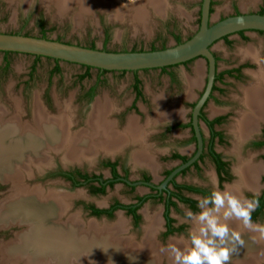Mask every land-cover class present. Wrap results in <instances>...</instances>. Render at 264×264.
I'll return each mask as SVG.
<instances>
[{
  "label": "rangeland",
  "instance_id": "rangeland-1",
  "mask_svg": "<svg viewBox=\"0 0 264 264\" xmlns=\"http://www.w3.org/2000/svg\"><path fill=\"white\" fill-rule=\"evenodd\" d=\"M143 2L144 0H106L105 8L100 12L83 13L76 10H60L53 0H0V32L40 37L37 22L41 18L45 21L47 39L110 52H131L171 47L176 43L174 36L185 41L197 31L200 0H161L158 2L160 7L154 6L153 0L147 1L145 5ZM263 3L264 0H213L211 23L238 12H255ZM247 36L248 41H243L239 35H233L229 38L231 44L221 39L211 46V50L219 58V70H224L232 66L235 61L246 58L251 59L255 68L245 70V74L252 75V72H258L260 66L264 68V34L248 32ZM5 58L9 62L6 74L2 71ZM32 66L34 71L30 76ZM54 66V61L46 57H40L36 61L33 55L11 53L6 57L0 52V107L10 116L15 113L20 114L22 121L30 124L34 121L37 107L53 120H58L60 114L65 115L64 118L71 123V133L74 134L87 127L93 104L98 99L105 98L115 108L109 117L120 128L124 127L128 117L135 118L140 126L145 127L146 130L141 126L146 133L144 139L147 147L141 149L149 159L136 162L134 153L139 151L138 146L127 143L113 152L85 154L88 156H83L79 160L68 158L64 153L59 154L61 151L54 153L51 151L57 150H49L44 154L42 163L34 161L35 163L29 166L30 172L29 174L28 171L25 172L23 183L30 187L40 186L46 192L53 191L67 196L68 209L65 216H77L85 224L93 220L102 225H110L122 217L124 229L117 236H131L138 243L142 242L145 226L148 225L146 217L151 219L153 217L158 222L156 226L158 228H155L157 232L154 230L153 234L156 244L166 246L170 239L180 235L161 238L163 230L161 203L151 200L144 203L139 210L141 221L137 226H134L131 218L121 211H117L111 219H97L89 216L81 206V202H89L97 207H105L114 200L128 204L134 200L135 195L149 194L150 190L147 187L137 186L130 191L128 187L118 183L113 188L107 189L104 195L94 196L84 187L70 188L62 179H44L43 176L53 167H79L107 178L109 173L100 168L99 162L103 159L118 158L127 168L130 180L137 179L139 173L145 171L150 175L153 183L159 184L163 172L177 164L174 161H165L163 157L168 156L172 151L190 155L194 149L193 144H182L188 138V130H174L165 139H160L159 134L166 124L188 120L191 111L189 105L197 100L205 82L206 65L203 59L197 58L187 65H178L165 72L160 69L138 70L135 75L141 82L140 88L145 101H137V113L130 110L134 97L132 71L124 73L110 71L101 74L96 68H91L88 71L89 75L79 80L85 72V68L81 65L60 61L58 63L60 71L53 74ZM198 67L199 73L196 72ZM168 72L175 75L176 83L170 81ZM252 78L245 76L243 82L227 79L225 94L220 96L216 93L220 104L216 105L209 101L204 110L207 118L219 114L231 116L229 122L220 127L225 133L227 144L217 146L216 149L231 163L233 180L225 183L224 186L229 185L232 189H239V192L245 196L260 189L261 157L264 155V148L256 149L250 145V142L259 136L258 127L247 137L245 135L240 138L233 130V120L238 117L240 111L244 110L241 89L248 86L253 81ZM191 80H195L194 85H191L192 88L189 84ZM94 85L97 89L93 99L89 103L80 100V95ZM173 111H177L175 116L169 114ZM202 127L207 137L208 133L203 124ZM246 164L248 167L250 164L253 168L258 167L259 177L256 175L258 185L253 189L242 183L245 179L242 177V170L245 169L241 168H248ZM200 168L201 172L190 170L187 174L178 176L176 181L211 187L210 179H217L212 164L206 159L200 164ZM11 187L12 183L0 179V201L11 194ZM184 209L185 207L179 206L178 211L172 210L171 216L178 222L184 223ZM186 226L188 228L187 224ZM21 229V226L17 225H0V264L3 258L2 245L14 240L16 237L14 234ZM73 264L95 263L75 261ZM158 264H169V262L166 257H162Z\"/></svg>",
  "mask_w": 264,
  "mask_h": 264
},
{
  "label": "bare ground",
  "instance_id": "bare-ground-1",
  "mask_svg": "<svg viewBox=\"0 0 264 264\" xmlns=\"http://www.w3.org/2000/svg\"><path fill=\"white\" fill-rule=\"evenodd\" d=\"M160 1L153 0L154 6L160 7ZM199 70V67L196 68L197 73ZM252 76L254 81L241 89L244 110L233 122V130L239 138L247 137L264 122V68L260 66ZM194 83L195 80L190 81L191 88ZM113 110L115 108L105 98L98 99L92 106L87 127L73 134L65 115L60 114L58 120H53L37 107L34 121L30 124L23 122L20 114L10 116L0 107V179L12 183L11 194L0 201V225H19L23 228L14 240L2 245L1 264H73L75 261L158 264L162 257L168 259L160 252L161 246L154 239L158 222L153 217H146L148 225L145 226L142 242L138 243L131 236H117L124 229L122 217L110 225L93 220L85 224L77 216H65L67 196L23 183L29 166L44 159L46 151H61L66 157L79 160L85 154L113 152L129 142L142 143L145 130L137 120L129 118L126 127L121 130L109 117ZM147 158L144 150L140 149L135 161ZM249 167L241 168L245 169L242 170V177L245 178L242 183L253 189L258 185V167L253 168L251 164ZM232 226L237 227V224L233 222ZM252 235L247 231L243 233L246 244L232 255L230 264H258L264 259V242H253L250 239ZM168 262L171 264L169 259Z\"/></svg>",
  "mask_w": 264,
  "mask_h": 264
},
{
  "label": "flooded vegetation",
  "instance_id": "flooded-vegetation-1",
  "mask_svg": "<svg viewBox=\"0 0 264 264\" xmlns=\"http://www.w3.org/2000/svg\"><path fill=\"white\" fill-rule=\"evenodd\" d=\"M212 6H213V0H211ZM200 4H201V0H200ZM211 4H210V8H212ZM264 6V3L260 5L259 9L255 12L252 13H258L259 10ZM199 12H200V8H199ZM211 14V13H210ZM236 14H240V12L235 13ZM198 25H199V21H198ZM258 33L264 34V32H259L256 31ZM235 34H239V33H235ZM229 36V35H228ZM221 40V39H220ZM183 41V40H181ZM243 41H247V40H243ZM217 42V41H216ZM176 44V43H175ZM214 44V43H213ZM212 44V45H213ZM231 44V43H230ZM213 55L215 56V61H216V73H215V77H216V81H215V77H214V82H213V86L214 89H211L210 95L207 98L206 102L204 103L200 114L198 116V128H199V132L200 135L202 137V152L199 155V157L188 167H186L185 169H183L182 171L178 172L173 178L172 180H170L166 186L162 189H158V187L162 184V182L168 177V175L178 166H180L181 164L187 162L190 158L193 157V155L196 153L197 151V140L195 137V132L193 130L192 124H191V112H192V108L194 106V104L196 103V101L198 100V98L200 97V95L202 94V91L200 92L197 100L192 104L189 105V107H191V111H190V116L188 118V120L186 122L184 121H179V122H175L172 124H166L163 126L159 137L160 139H165L166 136H168L171 132H173L174 130H188L189 134H188V138L186 141H183L182 144L188 143V144H193L194 149L192 151V153L190 155H184L181 154L177 151H172L168 156L163 157V160L165 161H174L177 162V164L175 166H173L170 169H167L163 172V178L162 180L159 182V184H155L152 182V179L150 177V175L145 172V171H141L139 173V176L137 179L135 180H130L128 177V170L127 168L120 163V160L118 158L116 159H103L102 161L99 162V166L102 169H105L108 171L109 176L106 178L100 174H96V173H89L85 170H82L79 167H71V168H61V167H53L52 169L48 170L43 178L44 179H54V178H59L62 179L63 181L67 182L69 184L70 188L73 187H84L86 189V191L94 196H99V195H104L107 191V189H111L114 187L115 184H123L126 187H128L130 189V191H133L137 186H144L147 187L150 190L149 194H145V195H135L134 196V200L131 203L128 204H123L117 200L112 201L108 206L105 207H97L92 203L89 202H81V206L82 208L86 211V213L89 216H92L94 218L97 219H111L113 218V216L115 215V213L117 211H121L123 212L125 215L129 216L132 220V223L134 226H137L140 221H141V216L139 214V210L142 207V205L144 203H146L147 201H156L158 203L162 204V219H163V230L161 232V238L162 239H167L169 237H173V236H181L183 234L186 233V229L187 226L186 224L182 223V222H178L175 218H173L171 216V212L172 210L178 211V207L179 206H183L185 208H191L194 211H197V202H198V198L200 196L203 195H207L210 193L211 191V187H202V186H198V185H192V184H187V183H179L176 181V178L180 175H185L187 174L190 170H195L196 172H201V168H200V164L204 163L206 161V159L212 164L215 174H216V178L219 182V185L221 188L224 187L225 183H230L233 180V175L231 173V163L226 160L222 154H220L216 147L217 146H222V145H226V137H225V133L221 130V126H223L224 124H227L229 122V118L231 117L228 114H219L216 116H213L212 118H207L205 115V107L207 106V104L209 103V101H212L214 104H220L219 99L217 98V95H224L226 90L224 89L227 83V79H233L235 81L238 82H243L244 77L248 76L249 78H252L253 74L256 72H252L251 74H245V70H250V69H254L255 65L254 63L251 61L250 58H246V59H242V60H237L235 61L232 66L227 67L224 70H219L218 69V62H219V58L217 57V55L212 51ZM195 60V59H194ZM192 62V61H191ZM190 63V62H189ZM187 63V64H189ZM187 64H178V65H187ZM175 65V66H178ZM169 70V69H168ZM227 71H231L230 73H224ZM102 74V73H101ZM134 74V78H137L139 80V78ZM89 75V74H88ZM251 77H250V76ZM82 76V75H81ZM167 76L170 78V81L172 83H176L177 80L175 78V75L172 72H168ZM253 79V78H252ZM205 81H206V77H205ZM252 81V80H251ZM250 81V82H251ZM254 81V79H253ZM252 81V82H253ZM133 83H134V79H133ZM141 83V82H140ZM205 85V82H204ZM203 85V88H204ZM243 85V84H242ZM133 86V84H132ZM94 87L95 91L97 89V86H91L89 87L87 90H85L81 95H80V100L89 103L93 97L95 96V91L93 96L90 98L89 96V91ZM139 89H140V94L137 95V93L133 90L132 87V91L134 94L133 97V102L131 105V109L132 111L137 113V108H136V103L137 101H145V97L143 95V92L140 88V84H139ZM242 92V91H241ZM92 106V105H91ZM90 106V108H91ZM91 111V109H90ZM171 113V112H170ZM177 114V111H173L170 115L175 116ZM129 118V117H128ZM127 118V120H128ZM206 121L210 122L213 121L215 119H218L217 122L208 124ZM126 120V123H127ZM87 121V120H86ZM235 120H233L234 122ZM125 123V125H126ZM202 124L204 125V127L207 130V137L204 134L203 131V127ZM124 125V127H125ZM86 126V124H85ZM142 126V125H141ZM124 127L120 128L123 129ZM144 129L145 127L142 126ZM259 128V136L257 137V139H253L250 142V145L253 148L256 149H261L264 148V122L260 123V125L258 126ZM146 130V129H145ZM145 139H146V133H145ZM145 139L144 141H142V143H133V142H129L128 144H133L138 146V149L140 150L141 148L146 149L147 145L145 143ZM145 144V145H144ZM54 153H58V151H51ZM99 152H104V151H99ZM98 152V153H99ZM107 153V152H104ZM137 151L134 153V156L136 155ZM45 154V153H44ZM62 154L63 153H59ZM212 154L217 155L218 156V161L220 163H222V167L218 168L217 164L215 161H213L212 158ZM178 156L177 158H174L173 156ZM135 159V158H134ZM184 159V161L182 160ZM262 159V174H261V178H260V189L258 191H254V192H258L259 193V200H260V206L256 209V211L253 213V221L255 222H259V223H264V155L261 157ZM108 163H113L114 165V169H112L111 166L107 165ZM168 172V174H167ZM84 176V178L82 177ZM129 182V183H136L135 185H131V184H127L125 181ZM144 183H149L152 186H148L145 185ZM173 183L178 184V185H188L197 189H200L199 193H193V192H189V191H183V195L185 197H188L190 199H192L193 201H195V204L189 205V204H183L181 202L176 201L175 199H173L176 202V205L174 207H169V213L168 216L169 218L172 220L170 222V224H167L166 219L164 218V210H165V206H164V199L166 197V194L168 191H173L174 187H173ZM97 189V190H95ZM102 189V191H101ZM254 192H249L246 194L247 197L251 198ZM144 196H149V199H147L146 201H144L143 203H141L139 205L137 198L139 197H144ZM193 196H195L196 198H194ZM123 205V206H137L139 205V207L136 209V214L139 215V220L136 222L131 215L126 213L125 209H115L111 212V217H108L107 213L106 214H101V215H95L94 210H110V208L113 205ZM19 226V225H17ZM22 228V226H21ZM23 228L20 230L22 231ZM20 231L16 232L14 234V237L16 236L17 233H19ZM262 264L264 263V259H262V261H260ZM258 264H261V263Z\"/></svg>",
  "mask_w": 264,
  "mask_h": 264
},
{
  "label": "water",
  "instance_id": "water-1",
  "mask_svg": "<svg viewBox=\"0 0 264 264\" xmlns=\"http://www.w3.org/2000/svg\"><path fill=\"white\" fill-rule=\"evenodd\" d=\"M53 1L60 10H76L83 13L100 12L105 8L106 3V0ZM147 1L150 2L151 0H144V5ZM210 4L211 0H201L198 29L189 39L164 49L110 52L47 38L0 32V51L57 59L109 72L159 69L182 64L197 58L203 59L206 65V81L202 94L194 104L191 112V124L197 140V151L192 158L175 168L168 175L158 187V189H162L178 172L190 166L202 152V137L198 128V116L210 95L216 73L215 56L211 50L212 44L227 35L240 31L264 32V15L258 13H240L211 23ZM125 182L131 185L136 184ZM144 184L152 186L149 183Z\"/></svg>",
  "mask_w": 264,
  "mask_h": 264
},
{
  "label": "clouds",
  "instance_id": "clouds-1",
  "mask_svg": "<svg viewBox=\"0 0 264 264\" xmlns=\"http://www.w3.org/2000/svg\"><path fill=\"white\" fill-rule=\"evenodd\" d=\"M210 184V193L198 198L197 211L184 209L186 234L160 248L171 264H230L232 255L246 244L245 231L253 233V242H264V223L252 218L260 206L259 193L249 198L229 185L221 188L215 178Z\"/></svg>",
  "mask_w": 264,
  "mask_h": 264
},
{
  "label": "trees",
  "instance_id": "trees-1",
  "mask_svg": "<svg viewBox=\"0 0 264 264\" xmlns=\"http://www.w3.org/2000/svg\"><path fill=\"white\" fill-rule=\"evenodd\" d=\"M211 6H212V3H211ZM212 12V8H210V13ZM258 14L260 15H264V6L259 10ZM199 21V20H198ZM37 25H38V28L40 29V37L41 38H46V30H45V21L43 19L40 18V20H38L37 22ZM244 31H240L238 33H243ZM228 36V35H227ZM227 36L223 37L222 39H225ZM175 38V41H176V44H179L183 41H181V39L178 37V36H174ZM190 38V37H189ZM188 38V39H189ZM166 47H162L161 49H164ZM91 49H95L94 47H91ZM154 50H157L155 48H151L150 51H154ZM2 52V51H0ZM131 52H134V51H131ZM6 57L11 54L12 52H2ZM41 56H34V58L36 59V61L40 58ZM48 59H51V58H48ZM55 63V66L52 70V73H58L60 71L59 67H58V63L60 62V60H57V59H52ZM194 60V59H193ZM193 60H189L187 62H185L184 64H187ZM82 67L85 68V72L82 76L79 77V80H82L83 78L87 77L88 76V71L91 69V67H88V66H83L81 65ZM175 67V65L173 66H167V67H162V68H159L161 71L165 72L167 71L168 69H171ZM8 68H9V62L8 60L5 58L4 59V66L2 67V71L6 74L8 72ZM99 70V69H97ZM34 71V66H32L31 68V73H30V76L32 75ZM101 73H105V72H109V71H105V70H99ZM120 73H124V72H127V71H119ZM133 73H136L137 71H132ZM231 71H227V72H224V73H230ZM215 81H216V77H215ZM139 84H140V80H138L137 78H134V83H133V90L137 93V95L140 94V89H139ZM214 89V87L212 88ZM94 87L89 91V96L90 98L93 96L94 94ZM205 120V118H204ZM206 121V120H205ZM218 119H215L213 121H206L208 124H211V123H214V122H217ZM174 158H177L178 156L174 155L173 156ZM212 158H213V161L216 162L217 164V167L218 168H221L222 167V163H220L218 161V156L217 155H214L212 154ZM184 161V159H182ZM107 165L111 166L112 169H114V165L113 163H108ZM168 174V172H167ZM84 178V176H82ZM173 187H174V190L173 191H168L167 194H166V197L164 199V206H165V210H164V218L166 219V222L167 224H170V222L172 221L169 216H168V213H169V207H174L176 205V202L173 200L175 199L176 201L178 202H181L183 204H189V205H194L195 204V201H193L192 199L188 198V197H185L183 195V191H189V192H193V193H199L200 192V189H197V188H194V187H191V186H188V185H178V184H175L173 183ZM97 190V189H95ZM102 191V189H101ZM147 199H149V196H144V197H139L137 198L138 200V203L139 205L141 203H143L144 201H146ZM139 205L137 206H123V205H113L110 210H94V213L95 215H101V214H106L108 215V217H111V212L115 209H125L126 210V213L131 215L132 218L137 222L139 220V215L136 214V209L139 207Z\"/></svg>",
  "mask_w": 264,
  "mask_h": 264
},
{
  "label": "crops",
  "instance_id": "crops-1",
  "mask_svg": "<svg viewBox=\"0 0 264 264\" xmlns=\"http://www.w3.org/2000/svg\"><path fill=\"white\" fill-rule=\"evenodd\" d=\"M248 32H256V31H244L243 33H239V34H231V35H229V36H227L225 39H223L224 41H226L228 44H230L231 42H230V37L231 36H233V35H239L243 40H249L248 39V36H247V33ZM204 61V60H203Z\"/></svg>",
  "mask_w": 264,
  "mask_h": 264
}]
</instances>
